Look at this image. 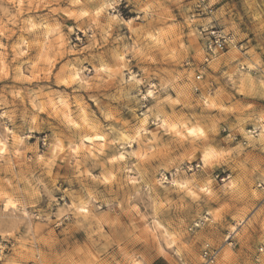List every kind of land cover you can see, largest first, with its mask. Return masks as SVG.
Here are the masks:
<instances>
[{"label":"rangeland","instance_id":"obj_1","mask_svg":"<svg viewBox=\"0 0 264 264\" xmlns=\"http://www.w3.org/2000/svg\"><path fill=\"white\" fill-rule=\"evenodd\" d=\"M206 1L0 0V264H264V0Z\"/></svg>","mask_w":264,"mask_h":264},{"label":"built area","instance_id":"obj_2","mask_svg":"<svg viewBox=\"0 0 264 264\" xmlns=\"http://www.w3.org/2000/svg\"><path fill=\"white\" fill-rule=\"evenodd\" d=\"M198 12L211 13L213 11L212 5L206 0H199ZM204 40V49L206 51V61L215 58L221 52L229 50L231 46L235 45V36L233 33L226 31L223 28L215 25L202 27L200 31ZM197 79L202 78V74H198ZM198 90V89H197ZM252 131V130H251ZM257 131H253V134ZM196 227H199V223H195ZM218 256V250L212 248L208 243L203 246L202 250V262L201 264H212L215 262Z\"/></svg>","mask_w":264,"mask_h":264},{"label":"clouds","instance_id":"obj_3","mask_svg":"<svg viewBox=\"0 0 264 264\" xmlns=\"http://www.w3.org/2000/svg\"><path fill=\"white\" fill-rule=\"evenodd\" d=\"M155 3H157V4H159L160 3V0H155ZM133 81H135V76H133L132 78H131ZM137 83H139L138 81H137ZM149 95H152V93H149ZM201 123H203V122H201ZM206 126V125H205ZM210 132H214L215 130H213V129H210L209 130ZM260 140H261V143H264V132H262L261 134H260ZM234 151V150H233ZM231 153H226V155H230ZM237 155H239V153H237ZM14 206V205H13Z\"/></svg>","mask_w":264,"mask_h":264},{"label":"bare ground","instance_id":"obj_4","mask_svg":"<svg viewBox=\"0 0 264 264\" xmlns=\"http://www.w3.org/2000/svg\"><path fill=\"white\" fill-rule=\"evenodd\" d=\"M77 75H78V73H77ZM189 131H190V133H193L194 132V129L193 128H189ZM93 141V138L92 137H90V136H87L86 138H85V142H92ZM10 207V206H9Z\"/></svg>","mask_w":264,"mask_h":264}]
</instances>
